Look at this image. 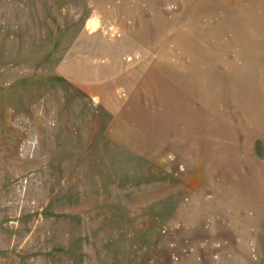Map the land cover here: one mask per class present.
<instances>
[{
    "label": "rangeland",
    "instance_id": "rangeland-1",
    "mask_svg": "<svg viewBox=\"0 0 264 264\" xmlns=\"http://www.w3.org/2000/svg\"><path fill=\"white\" fill-rule=\"evenodd\" d=\"M260 31L264 0H0V264H264Z\"/></svg>",
    "mask_w": 264,
    "mask_h": 264
},
{
    "label": "crops",
    "instance_id": "crops-1",
    "mask_svg": "<svg viewBox=\"0 0 264 264\" xmlns=\"http://www.w3.org/2000/svg\"><path fill=\"white\" fill-rule=\"evenodd\" d=\"M254 20H255V19H254ZM252 21H253V19H252ZM253 32H255V31H253ZM253 32H252V33H253ZM260 32H261V35H260L261 37L259 36V38H261L262 43L264 44V32H263V31H260ZM253 36H255L254 33H253L252 36H251V37H252V42H251V44L254 46V45H255V41H254V37H253ZM252 52H253V51H252ZM255 52H257V51L254 50V53H255ZM259 52H263L262 54H264V50L259 51ZM259 112H260V113L263 112L262 109L259 110Z\"/></svg>",
    "mask_w": 264,
    "mask_h": 264
}]
</instances>
